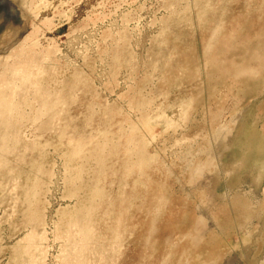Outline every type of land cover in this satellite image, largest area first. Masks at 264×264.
I'll list each match as a JSON object with an SVG mask.
<instances>
[{
  "label": "rangeland",
  "instance_id": "obj_1",
  "mask_svg": "<svg viewBox=\"0 0 264 264\" xmlns=\"http://www.w3.org/2000/svg\"><path fill=\"white\" fill-rule=\"evenodd\" d=\"M0 264H264V0H0Z\"/></svg>",
  "mask_w": 264,
  "mask_h": 264
}]
</instances>
